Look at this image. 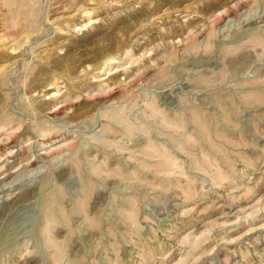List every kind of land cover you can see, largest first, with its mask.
Masks as SVG:
<instances>
[{"label": "rangeland", "instance_id": "rangeland-1", "mask_svg": "<svg viewBox=\"0 0 264 264\" xmlns=\"http://www.w3.org/2000/svg\"><path fill=\"white\" fill-rule=\"evenodd\" d=\"M0 264H264V0H0Z\"/></svg>", "mask_w": 264, "mask_h": 264}]
</instances>
